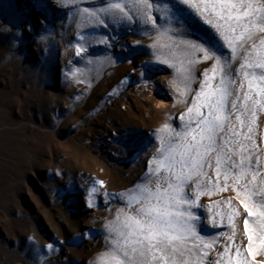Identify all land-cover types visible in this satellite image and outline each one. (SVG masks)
Masks as SVG:
<instances>
[{
    "label": "rangeland",
    "instance_id": "374dc122",
    "mask_svg": "<svg viewBox=\"0 0 264 264\" xmlns=\"http://www.w3.org/2000/svg\"><path fill=\"white\" fill-rule=\"evenodd\" d=\"M135 2L0 0V264H98L109 248L106 225L118 210L127 211L121 193L148 182V161L160 146L157 129L162 138L164 125L179 129L202 73L211 67L197 53L190 65L192 91L181 96L179 40L192 37L176 34L188 29L186 22L156 12L157 27L164 15L168 30L158 34L142 18L123 19L118 10L115 19L100 13L102 25L81 21L83 9L109 3H121L136 17ZM149 3L172 9L173 0ZM197 22L201 32L209 31ZM158 72L175 92L167 106L158 105L160 93L150 87ZM132 129L139 133L135 145L126 138ZM253 135L264 163V116L258 115ZM210 179L223 186L222 177ZM229 197L237 199L230 188L215 187L199 197L197 231L205 242L215 238L206 264L227 260L236 245L247 243L242 219L230 239L220 203ZM253 259L260 264L264 254Z\"/></svg>",
    "mask_w": 264,
    "mask_h": 264
},
{
    "label": "snow or ice",
    "instance_id": "6c2138e0",
    "mask_svg": "<svg viewBox=\"0 0 264 264\" xmlns=\"http://www.w3.org/2000/svg\"><path fill=\"white\" fill-rule=\"evenodd\" d=\"M132 7L136 17L121 3L91 11L85 8L82 12L87 15L81 21L102 25L100 13L115 19L113 10H118L123 19L142 18L158 34L168 30L163 27L164 15L157 27L156 12L186 22L188 29L176 34L192 37L179 40L184 57V66L178 69L185 85L181 96L192 91L188 84L190 65L197 53L201 54L199 59L211 61V67L202 73L191 104L181 114L179 129L164 125L166 138L159 136L157 129L160 146L148 161V182L121 193L127 211L118 210L106 225L109 248L98 264H206L215 238L205 242L198 233L201 218L197 210L203 207L199 197L209 194L213 187L218 191L230 188L237 197L220 202L232 227L230 239L235 238L240 219L242 235L247 237V243L236 245L227 260L214 264H257L254 255L264 254V163L253 127L258 115L264 116V36L256 35L264 33V0H173L172 9L136 0ZM197 21L209 31L201 32ZM238 58L240 63L233 70ZM144 67L147 71L150 66ZM138 137V130H128L126 138L131 144L135 145ZM211 176L222 177L223 186L219 180L213 184ZM215 215L224 214L217 211ZM209 220L215 227L211 214ZM228 251L225 245L224 252ZM217 252L223 257V252Z\"/></svg>",
    "mask_w": 264,
    "mask_h": 264
},
{
    "label": "bare ground",
    "instance_id": "6f19581e",
    "mask_svg": "<svg viewBox=\"0 0 264 264\" xmlns=\"http://www.w3.org/2000/svg\"><path fill=\"white\" fill-rule=\"evenodd\" d=\"M151 90H157L160 96L157 99L159 106H167L171 103V98L175 95V92H170L166 84V74L164 72H158L153 78L150 79Z\"/></svg>",
    "mask_w": 264,
    "mask_h": 264
}]
</instances>
